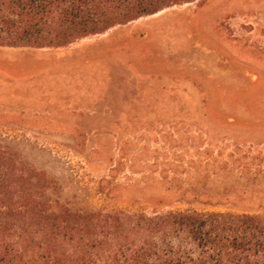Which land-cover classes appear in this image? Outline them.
Wrapping results in <instances>:
<instances>
[{
  "label": "rangeland",
  "instance_id": "1",
  "mask_svg": "<svg viewBox=\"0 0 264 264\" xmlns=\"http://www.w3.org/2000/svg\"><path fill=\"white\" fill-rule=\"evenodd\" d=\"M161 11L0 46V144L74 210L264 214V0Z\"/></svg>",
  "mask_w": 264,
  "mask_h": 264
},
{
  "label": "trees",
  "instance_id": "2",
  "mask_svg": "<svg viewBox=\"0 0 264 264\" xmlns=\"http://www.w3.org/2000/svg\"><path fill=\"white\" fill-rule=\"evenodd\" d=\"M196 0H0V46L58 48ZM0 264H264V214L74 210L0 144Z\"/></svg>",
  "mask_w": 264,
  "mask_h": 264
},
{
  "label": "bare ground",
  "instance_id": "3",
  "mask_svg": "<svg viewBox=\"0 0 264 264\" xmlns=\"http://www.w3.org/2000/svg\"><path fill=\"white\" fill-rule=\"evenodd\" d=\"M162 12V11H161ZM153 16V15H152Z\"/></svg>",
  "mask_w": 264,
  "mask_h": 264
}]
</instances>
